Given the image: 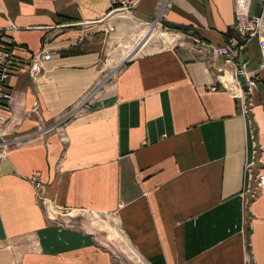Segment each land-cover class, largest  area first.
Instances as JSON below:
<instances>
[{"label": "crops", "instance_id": "obj_1", "mask_svg": "<svg viewBox=\"0 0 264 264\" xmlns=\"http://www.w3.org/2000/svg\"><path fill=\"white\" fill-rule=\"evenodd\" d=\"M259 8L249 0V15ZM236 18L234 0H0V48L27 64L50 52L8 75L0 103V264H124L62 221L71 209L109 213L136 264H264V184L243 192L253 143L264 171V72L254 38L231 61L211 49L243 39ZM141 23L170 39L135 41L107 69L109 45ZM240 61L257 78L249 103L231 95Z\"/></svg>", "mask_w": 264, "mask_h": 264}, {"label": "built area", "instance_id": "obj_2", "mask_svg": "<svg viewBox=\"0 0 264 264\" xmlns=\"http://www.w3.org/2000/svg\"><path fill=\"white\" fill-rule=\"evenodd\" d=\"M260 1V8L257 13L252 15L248 14L249 0H234V11L236 15V21L234 23V28L242 35L243 39L237 40L233 36H229L224 42L217 43L212 45L211 49L214 55L223 56L224 60L231 61L234 57L237 56L239 50L243 48L245 43L250 39L254 38L256 41V46L259 55V68L264 72V0ZM50 56L49 51H39L32 58L30 64L25 63L24 61L17 58L8 47L0 48V103L6 104L11 99V89L6 83V78L12 72H16L20 69H27L29 73H32L35 70V67L40 66V62L43 59H47ZM239 67L236 69L237 72L243 75V79L246 83V89L238 88L236 91H232L231 95L237 97L241 102L247 101L249 103V94L252 88L256 86L257 78H255V72H252L245 67V62L240 61ZM98 84L86 92L73 108L81 105L84 100L88 99L93 95V90L97 89ZM214 86L212 85L211 88ZM246 99V100H245ZM72 110V108H71ZM70 109H68V112ZM66 113H63L57 121L54 123H45L43 121L38 122L34 130L35 135H43L49 129H58L59 121H62L66 116ZM1 122V119H0ZM2 125L0 123V159L4 157L7 145L9 143L8 139L2 135ZM257 145L252 144L251 152L246 161L244 162V175L245 183L243 187V192L245 194V202L255 197L261 186L264 184V171L255 164V161L259 160V155H257ZM28 179L34 184L38 185V179L35 177L34 173H31L28 176ZM44 201V208L48 216L52 217L59 215V208L55 209L54 205L47 200Z\"/></svg>", "mask_w": 264, "mask_h": 264}, {"label": "rangeland", "instance_id": "obj_3", "mask_svg": "<svg viewBox=\"0 0 264 264\" xmlns=\"http://www.w3.org/2000/svg\"><path fill=\"white\" fill-rule=\"evenodd\" d=\"M145 31L146 37L142 42H140L138 45L139 47L159 46L170 39V34L167 33V31H165L162 27L141 23L138 26V34L132 35L133 38H129L125 42L112 43L109 45L107 49V53L109 54H106V56H108L111 61L107 69L111 70V68H113V64L117 65L124 57L130 55V53L133 52L132 51L127 54L130 46L134 45L135 41H138L139 35ZM109 58H107V60ZM116 59L117 62H115ZM114 69L111 71H114ZM61 214L62 212L59 213L60 216ZM62 216L65 217L62 219L63 222L67 221L68 223H71V225L84 228L96 235L97 238L100 239V241L107 247H109V249H111L124 264H136V254L125 240L123 235L113 227L114 224L112 221V216L109 213L84 209H71L67 210L65 214H62Z\"/></svg>", "mask_w": 264, "mask_h": 264}, {"label": "bare ground", "instance_id": "obj_4", "mask_svg": "<svg viewBox=\"0 0 264 264\" xmlns=\"http://www.w3.org/2000/svg\"><path fill=\"white\" fill-rule=\"evenodd\" d=\"M147 31V30H146ZM146 31L144 32V33H141L140 35H139V39H138V43L137 44H140V42H142L144 39H145V37H146ZM149 32V31H148ZM137 45H132V46H130V49L128 50V52H127V54L128 53H130V52H132L134 49H135V47H136ZM126 54V55H127ZM111 61V59L109 58L108 60H107V62L109 63Z\"/></svg>", "mask_w": 264, "mask_h": 264}, {"label": "water", "instance_id": "obj_5", "mask_svg": "<svg viewBox=\"0 0 264 264\" xmlns=\"http://www.w3.org/2000/svg\"><path fill=\"white\" fill-rule=\"evenodd\" d=\"M238 67H239V64L237 63L236 68H238ZM237 79L240 81V85H241L242 89H246V83L243 79V75L239 72H237Z\"/></svg>", "mask_w": 264, "mask_h": 264}]
</instances>
